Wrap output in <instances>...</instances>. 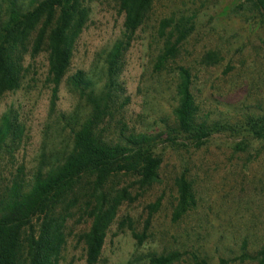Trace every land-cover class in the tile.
Returning <instances> with one entry per match:
<instances>
[{"label":"rangeland","instance_id":"374dc122","mask_svg":"<svg viewBox=\"0 0 264 264\" xmlns=\"http://www.w3.org/2000/svg\"><path fill=\"white\" fill-rule=\"evenodd\" d=\"M83 3L88 8V19L57 87L51 114L52 85L46 82L44 48L37 55L25 56L26 71L20 88L0 97V116L11 108L22 127L12 157L0 162V170L7 177L18 169L23 178H28L40 157L51 158L66 149L68 132L58 117L77 104V96L68 86V78L75 71L84 72L96 91L101 88L103 65L99 54L119 37L123 17L116 0ZM239 4L240 0H155L151 22L135 33L125 53L119 77L123 93L113 105V118L102 133L104 138L115 142L121 126L128 131H159L161 125L155 121L170 117L167 79L150 75L148 41L152 26L171 12L194 14V30L182 46L177 64L189 66L195 75L194 96L207 123L238 127L246 117L264 112V22ZM209 50L216 51L221 60L203 67L198 60ZM243 136L240 132L219 131L197 150L158 145L155 150L161 156V165L157 182L138 192L135 201L119 207L95 264H147L148 254L172 251L186 253L175 264H193L190 254L215 264L218 259H236L242 241L245 252L256 251L264 240V141L242 140ZM239 143L240 151L234 149ZM181 173L191 183L196 205L173 222V180ZM132 181L121 179L124 184ZM135 192L133 189L132 194ZM159 198L145 238L138 245L124 220L128 218L134 232L140 233L147 206ZM78 214L73 211L65 224L66 240L57 264H86L78 236L88 229L89 222L77 221Z\"/></svg>","mask_w":264,"mask_h":264},{"label":"trees","instance_id":"16d2710c","mask_svg":"<svg viewBox=\"0 0 264 264\" xmlns=\"http://www.w3.org/2000/svg\"><path fill=\"white\" fill-rule=\"evenodd\" d=\"M240 1L241 7L264 22V0ZM154 2L116 0L123 17L121 32L99 54L103 81L98 91L80 70L68 78L77 104L68 114L58 117L69 137L64 152L51 158L40 157L28 178H23L18 169L9 177L0 170V264H57L66 240L65 224L73 211L79 213L77 221L89 222L78 239L84 247V262L95 264L119 207L135 201L140 192L157 182L161 165V156L155 150L158 145L197 150L219 131L243 133L242 140L264 141V112L246 117L238 127L209 124L199 113L194 96L195 75L189 66L177 64L182 46L194 30V14L181 12L158 19L148 41L150 75L167 79L172 102L170 117L155 121L161 125L159 131H128L121 126L115 131V142L104 138L102 133L113 118V105L123 93L119 77L125 53L135 33L151 22ZM87 19L88 8L83 0H0V97L20 88L26 71L25 56L37 55L44 48L46 82L52 85L48 109L51 114L57 87L69 68ZM220 60L216 51L209 50L198 62L209 67ZM16 119L11 108L0 116V162L4 157L11 158L19 144L22 127ZM241 144L234 149L240 151ZM122 178H132V184L121 183ZM173 186L176 198L171 220L176 222L195 208L196 198L184 173L175 177ZM133 189L137 191L134 194ZM159 204L160 198L147 206L140 233L134 232L128 218L124 220L136 244L145 238ZM184 255L177 251L148 254L146 263L175 264ZM190 259L193 264H208L193 254ZM234 261L264 264V240L252 254L245 252L242 241L236 259H218L215 264Z\"/></svg>","mask_w":264,"mask_h":264}]
</instances>
